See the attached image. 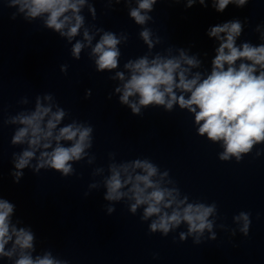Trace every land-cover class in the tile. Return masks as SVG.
Here are the masks:
<instances>
[{"label": "clouds", "instance_id": "9594fccd", "mask_svg": "<svg viewBox=\"0 0 264 264\" xmlns=\"http://www.w3.org/2000/svg\"><path fill=\"white\" fill-rule=\"evenodd\" d=\"M195 2L196 0H188L187 6L191 7ZM199 2L203 5L205 0ZM155 3L156 0H139L138 7L130 12L131 17L137 24H145L151 19L147 12L152 10ZM230 3L244 6L247 0H215L214 6L217 11L223 12ZM84 4L85 0H10V6H18V11L23 13L26 19H35L46 14V26L59 32L61 36H67L69 40L78 34L84 23L83 17L78 14ZM12 18L15 19V14ZM241 32L242 25L238 20L209 29V37H216L221 43L212 61L211 74L203 80L199 73L191 79L188 78L189 69L198 67L199 61L186 55L183 50L178 58L166 59L157 56L151 61L147 57L129 61L125 67L131 71V77L124 83L122 90L116 89L117 92L122 91L120 102L128 105L134 114L140 113L141 106L164 105L166 109L171 110L173 105L178 103L180 108H187L195 113L200 135L206 134L212 141H223L224 152L220 156L221 160L235 156L239 161L242 153L249 152L254 144L264 141V44L253 46L244 43L237 47L236 38ZM222 33L224 36H221ZM140 35L151 48L153 43L150 30L144 29ZM84 39L89 44L92 41L87 29L84 31ZM119 43L120 40L114 33L104 32L101 36L92 49L93 55L97 57L95 63L99 71L115 69L118 66V57L121 55L117 48ZM83 47L82 43L77 42L72 49L73 56L78 59ZM238 60L250 63L241 62L237 67ZM182 64L189 67H182ZM63 70H66V66L62 67ZM116 75L124 80L123 73L118 72ZM174 89L190 95L187 99L184 95L177 96ZM134 95L139 96L138 103L130 102L129 97ZM44 98L50 100L52 97ZM64 115L63 109L53 112L50 106H42L37 98L33 113L12 118V123L23 125L15 132L12 143L27 142L29 145V150H24L14 161L17 171L12 175L15 182H19L23 175L21 170L29 166L37 149L44 150L40 153L36 171L40 168H52L64 176L73 171L70 161H78L86 155L85 149L91 147L92 128L73 123L59 128L54 134ZM62 140L72 141L71 146H62ZM50 148L52 150L48 151ZM135 169H142L144 174L133 176ZM110 172L111 175L104 182L107 189L104 199L119 201L122 197L129 196L135 201L131 204L132 213H135L139 206L147 205L142 219L157 217L149 226L152 233L160 231L167 236L172 228L186 222L188 234H196L195 242L199 243L200 235L206 229L211 231L213 224L208 217L215 212V204H187L182 207L185 201L177 200L178 193L175 189L162 188L159 182L152 180L157 168L148 161L137 160L131 165L124 164L119 168L111 165ZM164 175H167V172ZM127 185H131L128 191H121ZM169 208L172 209L171 214L164 211ZM13 210V204L0 199V257L12 258L18 255L15 264H66L52 258L50 253L33 259L31 251L34 234L30 230L17 229L11 225L10 216ZM107 210L112 213L114 208L108 207ZM235 219L243 221L240 231L247 235L249 214L242 212ZM184 238L185 234L182 233L181 239ZM10 241L12 247L6 251L5 245Z\"/></svg>", "mask_w": 264, "mask_h": 264}]
</instances>
